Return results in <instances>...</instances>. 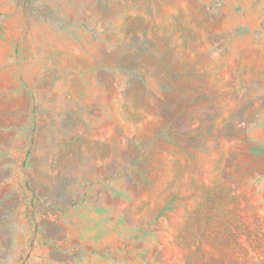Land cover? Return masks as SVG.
I'll list each match as a JSON object with an SVG mask.
<instances>
[{"label": "rangeland", "instance_id": "1", "mask_svg": "<svg viewBox=\"0 0 264 264\" xmlns=\"http://www.w3.org/2000/svg\"><path fill=\"white\" fill-rule=\"evenodd\" d=\"M0 28V264H264V0H0Z\"/></svg>", "mask_w": 264, "mask_h": 264}, {"label": "crops", "instance_id": "2", "mask_svg": "<svg viewBox=\"0 0 264 264\" xmlns=\"http://www.w3.org/2000/svg\"><path fill=\"white\" fill-rule=\"evenodd\" d=\"M2 29L3 28H0V33H2ZM0 36H2V35H0ZM1 39V38H0ZM6 42H9V41H12V39L11 40H5ZM19 45H20V42H19V40H17L15 43H14V47H15V50H16V52H17V54H18V51H19Z\"/></svg>", "mask_w": 264, "mask_h": 264}]
</instances>
